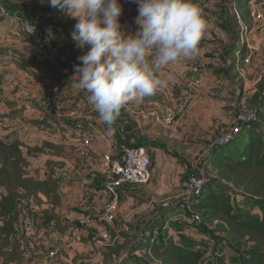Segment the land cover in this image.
I'll return each instance as SVG.
<instances>
[{
    "label": "crops",
    "instance_id": "crops-1",
    "mask_svg": "<svg viewBox=\"0 0 264 264\" xmlns=\"http://www.w3.org/2000/svg\"><path fill=\"white\" fill-rule=\"evenodd\" d=\"M194 2L202 9L207 21L197 53L161 70L159 77L166 81V87L151 97L129 102L111 132L88 104L87 93L75 87L74 66L79 63L77 58L85 53L84 49L77 45H44L49 59L43 65H37L32 45H0L3 79L0 138L10 136L9 141L18 139L31 148L47 145L44 152L28 157L29 174L41 180L60 182L57 206L53 207L43 195L39 205L26 203L28 213L18 227L26 243L23 264H73L74 258L78 264L104 263L103 251L106 249L100 250L92 244V239L101 235L98 217L109 201L104 187L103 160L107 156L118 157L125 146L147 150L151 159V180L143 189L128 186L121 192V204L128 206L124 210L120 206L116 222L109 227L110 247L125 244L126 249L142 239L149 210L154 224L164 221L175 241L190 247L208 249L201 246L209 239L208 234L200 233L202 228L223 226L227 231L222 223L211 227L199 225L189 214L177 210L161 215L156 212L161 208L157 199L165 197L163 202L180 193V182L184 177L182 167L185 164L203 166L201 163L206 162L217 139L231 126L233 118L229 115L233 114L231 110H236L238 98H241L239 82L245 81L250 74L264 73V22L252 21V30L246 34L247 39L255 40V44L247 45L251 63L244 67V58L237 46L238 37L233 36L227 17L228 0ZM120 3L123 7L122 31L133 34L138 30L135 23L138 6L132 0H120ZM41 21L47 32V23ZM0 35L3 41L17 43L10 40L7 33ZM196 63L201 65L203 84L177 127L169 129L145 116L150 110L164 112L177 104L180 88L192 78ZM259 66L260 74L256 73L260 72ZM33 122L45 124L36 127ZM80 128L92 137L86 156L81 155ZM232 149L237 151L236 147ZM23 152L27 156V150L23 149ZM1 194L0 189V197ZM135 202L141 207L138 212L130 210ZM43 211L54 218L53 225L47 229L38 225ZM88 213L95 216L92 230H83V241L70 246L67 240L71 228ZM21 225L25 226L24 231L20 230ZM154 234L160 236L162 233L157 230ZM52 251L58 253L54 259L48 256ZM130 255L128 262L137 264L139 254Z\"/></svg>",
    "mask_w": 264,
    "mask_h": 264
},
{
    "label": "trees",
    "instance_id": "trees-1",
    "mask_svg": "<svg viewBox=\"0 0 264 264\" xmlns=\"http://www.w3.org/2000/svg\"><path fill=\"white\" fill-rule=\"evenodd\" d=\"M250 2L251 0H228L227 17L235 37L239 38V34L252 30ZM45 3L49 5L46 0ZM51 8L55 16L66 22L72 35L76 21L71 20L59 8ZM238 16L245 29H241ZM245 47L240 49L242 57L249 54ZM2 90L3 79L0 74V92ZM251 102L252 108L257 109L258 121L244 128L239 137L242 139L241 149L234 151L228 146H214L204 165V168L214 170H210L214 179L207 184L200 199L191 207L200 216L201 222L197 224L211 227L222 223L226 226V241L234 250L241 252V264H264V73ZM43 124L45 123H32L36 127ZM9 140L10 136L0 138V264H23L26 243L20 236L18 227L28 210H22L21 203L39 205L40 196L43 195L53 207L57 206L60 201V182L41 180L29 174L28 157L44 152L47 145L31 148L18 139ZM23 149L27 150V156ZM242 202H254L256 210L241 209ZM53 222L54 218L43 211L40 228L47 229ZM157 230L161 231L160 236L154 234ZM125 246L108 247L103 252V264H108L113 258L114 264H130ZM128 250L131 254H140L148 264H210L206 261L208 249L179 244L168 233L164 221L158 224L147 222L144 237L132 243ZM228 257L220 254L214 264H232Z\"/></svg>",
    "mask_w": 264,
    "mask_h": 264
},
{
    "label": "clouds",
    "instance_id": "clouds-1",
    "mask_svg": "<svg viewBox=\"0 0 264 264\" xmlns=\"http://www.w3.org/2000/svg\"><path fill=\"white\" fill-rule=\"evenodd\" d=\"M46 2L77 20L72 40L85 53L74 66L75 87L87 93L109 132L129 102L166 87L161 70L193 57L207 27L194 0H132L138 6L133 34L122 31L120 0Z\"/></svg>",
    "mask_w": 264,
    "mask_h": 264
},
{
    "label": "built area",
    "instance_id": "built-area-1",
    "mask_svg": "<svg viewBox=\"0 0 264 264\" xmlns=\"http://www.w3.org/2000/svg\"><path fill=\"white\" fill-rule=\"evenodd\" d=\"M249 11L252 21L264 22V0H251ZM238 19L243 27L242 29H245L239 16ZM17 25L18 29L28 36L29 42L36 51L35 63L43 65L49 59V52L44 46V34L41 28L22 19L17 21ZM246 34V32L242 33V41L243 36ZM244 64L245 66L250 64V57L245 59ZM202 84L201 65L196 63L192 68V78L180 88V97L177 104L168 107L164 112L150 110L145 116L163 123L169 129H175L187 113ZM256 121H258L257 109L245 108L241 110L233 117L231 126L217 139L216 145L220 147L231 145L240 137L247 125ZM78 135L81 138L83 147L81 155L86 156L92 137L83 128L78 130ZM103 167L106 176L104 187L108 193L109 201L104 205L98 217V223L102 227L101 235L92 239V244L100 250L111 246L109 227L117 220L123 189L128 186H146L149 184L151 180V159L145 148L125 146L118 157H105ZM182 169L184 177L180 182V193L175 198L163 201L161 209L163 211L176 209L189 214L194 222L200 223V216L192 210L191 205L200 199L207 184L214 178L213 176H210L211 178L207 176L203 166L193 167L190 164H185ZM94 224L95 216L93 214L82 215L68 234V244L70 246L79 245L83 241L82 231L91 229ZM57 254L56 251H52L48 256L50 259H54Z\"/></svg>",
    "mask_w": 264,
    "mask_h": 264
},
{
    "label": "rangeland",
    "instance_id": "rangeland-1",
    "mask_svg": "<svg viewBox=\"0 0 264 264\" xmlns=\"http://www.w3.org/2000/svg\"><path fill=\"white\" fill-rule=\"evenodd\" d=\"M19 19L22 20H27L28 22H30L31 24H36L38 25L43 34H44V45H77V42H74L72 40V35L70 33L69 28L67 27V24L65 21H63V19L61 17H57L55 16L54 11L52 10V8L47 5L45 2L42 3V0H0V34L1 33H7V35H9V39L16 41L17 43H12V42H8L7 40H1L2 37L0 35V45H32L29 40H28V36L25 35L24 33H22L19 29H18V25H17V21ZM42 20H44L45 24L47 25V32L46 30L43 28V24L41 23ZM71 20H73L71 18ZM15 32H17L18 34H14ZM14 34V35H11ZM240 34H239V38L237 40L238 44V50L243 49L245 46L247 47V45H254L255 44V40L253 39H247L246 35L243 36V41L241 40L240 42ZM236 42H234V45ZM245 47V48H246ZM248 48V47H247ZM249 50V49H248ZM250 52V50H249ZM249 57V54L246 55L243 59V64L245 59ZM250 63H251V59H250ZM250 66V64L248 65ZM246 66V67H248ZM245 67V64H244ZM261 67L259 66L258 70L256 71V73H261L262 70L260 69ZM264 68V67H263ZM255 69V68H253ZM262 75H258L256 76L255 73L250 74V76L248 78H246L245 81H243L242 83L239 82L240 87V93H241V98H238V102L239 105L237 106L236 110H231V113H233L232 115L230 114L229 117H234L238 112H240L241 110L245 109V108H252L253 104L251 102V98L252 96L255 94L256 92V86H257V80L259 79V77H261ZM241 138H238L233 144L229 145L228 147L234 148L236 147L237 149H241L240 145H241ZM206 165V163H201ZM203 165V167H204ZM205 172L207 173V176L209 178H211V171L209 169L205 168ZM145 186H139L138 188L143 189ZM165 198V197H164ZM163 198V199H164ZM242 198V196H241ZM162 198H159L157 200L158 201V205L161 206L162 204ZM167 199V198H166ZM143 205L146 203V205H148L147 202H141ZM141 204V205H142ZM242 207L241 209L245 210H256V205L254 204V202H242ZM127 203H125L124 205L121 204V209L124 210L127 208ZM140 205L139 202H135L134 206L130 207V210L132 211H139ZM21 209L26 211V202L21 203ZM175 211V209L170 210V211H163L161 210V208L157 209V213L158 215H161L163 213H168V212H172ZM152 211H147L146 213H148L147 216V221L151 222V223H155L154 220H151V213ZM182 213V212H180ZM184 214V213H182ZM188 216V215H187ZM169 223V222H167ZM40 226V223L38 224ZM170 225V223H169ZM24 225L20 226V230L24 231ZM67 229V227H66ZM92 230V228H91ZM226 230L223 228V226L221 227H216L213 229H201L200 233L203 234H208L209 239L208 241L202 245L200 243L201 246L203 247H207L208 248V258H207V262L210 264H214V261L216 259L217 256H219L220 254H226L228 255V259H230L229 261L232 264H241L242 263V256H241V252L234 250L232 247H230L227 243V241L225 240V235H226ZM93 234H96V232H94L93 230ZM229 246V247H228ZM107 249V248H106ZM129 247H127V258H131V255L129 253ZM104 252V251H103ZM50 254V252L48 253V255ZM75 260H73V264H78L77 258H74ZM138 261H136L137 264H148V262L145 259L141 258V255H138ZM115 262V259H111L108 264H113Z\"/></svg>",
    "mask_w": 264,
    "mask_h": 264
}]
</instances>
